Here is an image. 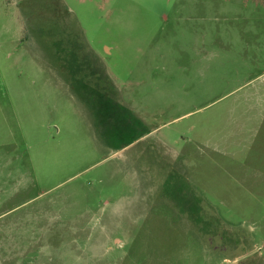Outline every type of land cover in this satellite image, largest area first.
Wrapping results in <instances>:
<instances>
[{
  "label": "rangeland",
  "instance_id": "rangeland-1",
  "mask_svg": "<svg viewBox=\"0 0 264 264\" xmlns=\"http://www.w3.org/2000/svg\"><path fill=\"white\" fill-rule=\"evenodd\" d=\"M0 264H264V0H0Z\"/></svg>",
  "mask_w": 264,
  "mask_h": 264
},
{
  "label": "trees",
  "instance_id": "trees-1",
  "mask_svg": "<svg viewBox=\"0 0 264 264\" xmlns=\"http://www.w3.org/2000/svg\"><path fill=\"white\" fill-rule=\"evenodd\" d=\"M89 82H90V81L88 80V83H86V84H89Z\"/></svg>",
  "mask_w": 264,
  "mask_h": 264
}]
</instances>
